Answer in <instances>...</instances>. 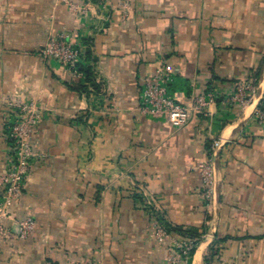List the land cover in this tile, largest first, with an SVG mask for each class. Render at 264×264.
I'll list each match as a JSON object with an SVG mask.
<instances>
[{
    "label": "crops",
    "instance_id": "0c3cea01",
    "mask_svg": "<svg viewBox=\"0 0 264 264\" xmlns=\"http://www.w3.org/2000/svg\"><path fill=\"white\" fill-rule=\"evenodd\" d=\"M66 33L83 52L80 79L44 57ZM175 96L220 97L175 126L139 108L143 78L158 67ZM239 81L250 103H223ZM34 101L41 120L0 264H171V244L193 240L185 264H264V0H0V175L13 152L9 101ZM218 151L212 195L201 164ZM161 223L170 238L159 242Z\"/></svg>",
    "mask_w": 264,
    "mask_h": 264
},
{
    "label": "built area",
    "instance_id": "2783aa9c",
    "mask_svg": "<svg viewBox=\"0 0 264 264\" xmlns=\"http://www.w3.org/2000/svg\"><path fill=\"white\" fill-rule=\"evenodd\" d=\"M41 54L61 61L78 78H84V72L80 69L83 60L82 48L68 34L62 32L55 37H49L41 48ZM175 87L173 73L168 67H158L152 74L145 76L140 90L141 112L175 126H183L188 122L191 112L203 111L220 98L217 93L208 91L196 95L191 104H185L177 100ZM256 94L254 82L239 81L235 91L229 96L221 97V100L223 103L244 106L254 100ZM9 106L12 111L7 116L5 128L13 152L6 171L0 175V247L11 235L6 219L15 220L17 236L20 238L31 236L35 228L33 217L14 219L12 206L23 194L32 163L39 156L33 148L31 135L41 120V110L36 102L19 99L10 100ZM255 115L264 133V102L258 104ZM223 145L220 138L215 139L211 146V157L201 164L202 183L207 197L212 195L216 158ZM154 231L159 242H165L171 236L169 228L161 223ZM195 248L196 242L193 240L172 243L169 256L171 264L188 263ZM72 264L87 263L75 261Z\"/></svg>",
    "mask_w": 264,
    "mask_h": 264
},
{
    "label": "trees",
    "instance_id": "16d2710c",
    "mask_svg": "<svg viewBox=\"0 0 264 264\" xmlns=\"http://www.w3.org/2000/svg\"><path fill=\"white\" fill-rule=\"evenodd\" d=\"M81 71L84 72V74H86L87 76H90L89 70H85L84 68H80Z\"/></svg>",
    "mask_w": 264,
    "mask_h": 264
}]
</instances>
